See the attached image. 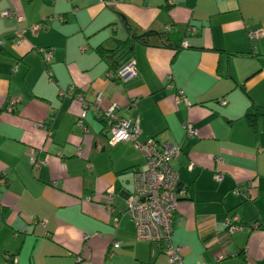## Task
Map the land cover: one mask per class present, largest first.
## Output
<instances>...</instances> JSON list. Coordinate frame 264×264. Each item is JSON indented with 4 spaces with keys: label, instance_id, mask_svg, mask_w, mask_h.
Wrapping results in <instances>:
<instances>
[{
    "label": "crops",
    "instance_id": "1",
    "mask_svg": "<svg viewBox=\"0 0 264 264\" xmlns=\"http://www.w3.org/2000/svg\"><path fill=\"white\" fill-rule=\"evenodd\" d=\"M255 29L264 32V0H0V264H173L161 243L136 238L126 210L145 156L130 140L109 145L94 109L78 127L80 103L60 95L69 89L116 103L137 120L139 142L180 147L172 242L182 264H264V115L255 128L246 117L264 108ZM38 48L51 50L48 63ZM128 58L137 74L109 79ZM233 215L243 227L228 233Z\"/></svg>",
    "mask_w": 264,
    "mask_h": 264
},
{
    "label": "built area",
    "instance_id": "2",
    "mask_svg": "<svg viewBox=\"0 0 264 264\" xmlns=\"http://www.w3.org/2000/svg\"><path fill=\"white\" fill-rule=\"evenodd\" d=\"M111 3L121 2L122 0H108ZM4 15L7 17L14 16L17 21L22 19L21 15L6 10ZM30 26V30L35 33L40 30L42 22ZM165 30H173L171 25L166 26ZM261 29L250 30V36L262 35ZM15 34L21 38L22 31L16 30ZM186 41L181 42V47H187ZM42 56L44 63H48L52 57L50 49H36ZM16 70V67L13 68ZM137 74L136 61L129 58L122 65L107 73V77L114 81H126L130 77ZM61 96L73 97L80 103L81 108L76 119V125L85 130L84 119L88 109H94L98 115L102 116L107 122V143L114 145L119 141H133L146 158L147 166L143 171H137L134 177V190L127 199V213L129 214L134 227L136 238L149 242L161 243L168 256V259L173 264H182L180 255V247L172 242V225L175 218V212L178 201L184 191L177 188L178 175L172 166V160L180 154V147L171 143H161L155 137L148 138L143 142H139L137 137L140 133L136 119L126 118L120 115L119 107L116 103H111L107 107H101L102 94L96 93L91 102L87 101L81 95H73L72 89L66 92H60ZM176 100H184V95L178 93ZM19 102V97L10 98V108ZM223 105L225 99H220ZM135 101H131L128 108H134ZM186 136H194L196 130L190 123L184 125ZM77 154L81 155V149L78 148ZM30 163L39 167L46 163V159H40L35 155L30 156ZM192 165L190 164L189 167ZM217 181L222 180L221 172L215 173ZM7 174L5 171L0 173V185L6 183ZM233 193L241 195L244 199L249 198V193L246 188L236 186L233 188ZM117 218L114 219L116 223ZM44 225V221L39 222ZM226 230L232 233L235 230L242 228L239 223V218L236 215L227 217L225 220ZM116 244V242H115ZM223 256L216 257L217 260Z\"/></svg>",
    "mask_w": 264,
    "mask_h": 264
},
{
    "label": "trees",
    "instance_id": "3",
    "mask_svg": "<svg viewBox=\"0 0 264 264\" xmlns=\"http://www.w3.org/2000/svg\"><path fill=\"white\" fill-rule=\"evenodd\" d=\"M172 31V30H171ZM171 31H169V30H165V32L166 33H170ZM139 38H141V36L140 37H138V40H139ZM184 40V39H183ZM182 40V41H183ZM181 41V42H182ZM184 41H186V40H184ZM123 45H124V42L122 41V42H120L119 43V47L121 48V47H123ZM129 59V58H128ZM127 59V60H128ZM113 69H116V68H113ZM262 115H264V108H256V109H254V110H250V111H248L247 113H246V117H247V119L250 121V124H251V126L253 127V128H255V125H254V120L258 117V116H262Z\"/></svg>",
    "mask_w": 264,
    "mask_h": 264
},
{
    "label": "water",
    "instance_id": "4",
    "mask_svg": "<svg viewBox=\"0 0 264 264\" xmlns=\"http://www.w3.org/2000/svg\"><path fill=\"white\" fill-rule=\"evenodd\" d=\"M107 130V129H106Z\"/></svg>",
    "mask_w": 264,
    "mask_h": 264
}]
</instances>
